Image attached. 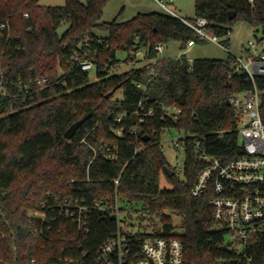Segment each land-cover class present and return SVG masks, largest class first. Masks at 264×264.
Instances as JSON below:
<instances>
[{
    "label": "trees",
    "instance_id": "trees-1",
    "mask_svg": "<svg viewBox=\"0 0 264 264\" xmlns=\"http://www.w3.org/2000/svg\"><path fill=\"white\" fill-rule=\"evenodd\" d=\"M108 1L66 0L52 6L0 0V73L8 82V94H0V264H14L13 234L17 264H61V258H81L84 252L93 260L118 228L115 215L94 202L116 193L128 215L143 212L159 218L161 227L142 233V239L178 237L189 262L264 264V236L246 250L254 260L240 262L226 232L213 228L212 193L191 194L206 165L202 153L223 162L243 153L229 99L251 87L246 74L235 68L230 53L226 59L161 58L152 77L145 65L112 73L120 52L130 60L133 49H147L151 58L158 55L159 44L175 39L185 49L190 39L203 40L182 20L162 12L101 21ZM194 3L195 18L206 17L209 31L224 39L229 40L240 20L264 32V0ZM64 23L69 25L60 33ZM75 53L93 63L98 80H91L90 71L74 60ZM43 78L48 80L44 88L36 82ZM119 89L123 95L114 99ZM149 109L153 114L148 115ZM88 113L76 134L66 139L65 131ZM171 129L187 136L181 140L186 147L183 178L174 168L172 175L166 169L162 138ZM163 174L171 188L161 187ZM65 199L90 207L87 233L60 213ZM42 205L48 210L44 225L28 215ZM165 209L182 215V232L175 230Z\"/></svg>",
    "mask_w": 264,
    "mask_h": 264
},
{
    "label": "built area",
    "instance_id": "built-area-1",
    "mask_svg": "<svg viewBox=\"0 0 264 264\" xmlns=\"http://www.w3.org/2000/svg\"><path fill=\"white\" fill-rule=\"evenodd\" d=\"M173 1L175 0H156L165 13L187 24L197 38L221 45L224 37L209 31L210 20L204 16L190 20L175 14L170 5ZM6 26L2 24L3 29ZM196 43V39L192 38L187 46L191 47ZM162 48L163 44L157 45L158 55L151 58L148 57L147 49H133L131 55L135 60H144L143 65L148 75L152 77L155 75V64L161 59L159 53ZM224 48L233 56L235 68L243 71L247 81L251 83L250 88L236 92L229 99L230 105L235 110L237 133L243 153L227 162H223L219 157L202 153L200 159L206 165L199 172L191 188V194L200 197L207 191L212 193L209 203L213 206L214 230L225 231L232 248H236L239 252V261L249 263L254 259L248 256L246 250L264 236V86H262L264 85V32L256 37L255 41H249L241 55L232 54L229 47ZM74 60L84 70L90 71L94 68L92 62L80 60L78 53H75ZM5 82L0 73V94H8ZM36 82L42 88L48 85L47 78L38 79ZM138 85L146 88L145 84ZM28 92L29 89H25V93ZM173 110L177 111L176 108ZM151 114L153 109L148 110V115ZM167 132L169 131L165 133ZM184 138L174 141L183 149L186 148L181 142ZM199 148L198 144L197 152L200 151ZM115 182L119 183V180L115 179ZM94 207L115 215L117 232L100 246L98 255L93 260H87L88 254L84 252L81 258H61V264H196L186 259L183 242L178 237L160 235L142 239L141 234L146 231H143L139 224L133 227L130 223L132 214L128 215L127 212L129 222L124 228L121 198L117 193L115 197L96 200ZM89 208L77 199H65V203L60 205V213L76 223L79 230L87 233L90 229L87 213ZM28 215L32 220L40 221L44 225L48 219V210L42 205V208L30 210ZM41 231L43 232V229ZM32 264H35V260H32ZM216 264L240 263L221 259Z\"/></svg>",
    "mask_w": 264,
    "mask_h": 264
},
{
    "label": "rangeland",
    "instance_id": "rangeland-1",
    "mask_svg": "<svg viewBox=\"0 0 264 264\" xmlns=\"http://www.w3.org/2000/svg\"><path fill=\"white\" fill-rule=\"evenodd\" d=\"M66 0H38L42 5H64ZM81 2H86V0H79ZM170 5L173 7L175 14L193 19L195 18V3L194 0H175ZM162 12L165 11L159 6L156 0H110L104 7L103 17L101 21L110 22L115 19L119 22L127 21L134 18L139 13L148 12ZM68 23L62 24L59 29L60 33L67 30ZM99 35H105L106 31H96ZM263 31L247 23L246 21H238L232 26V31L229 34V40H221V45L214 43L210 40H203L197 42L194 46H186L185 49L181 48V42L178 40L170 41L163 45L162 51L159 53L160 58H176L180 57L182 54H186V58L193 60L196 58H217L226 59L228 57V51L224 48L229 47V51L234 55H241L244 52V48L248 46L249 41H255L256 37L261 36ZM127 54L125 52H120L118 57L120 62L117 63L111 70L112 73H122L133 67H140L143 65V61H137L135 59L127 60L125 59ZM90 77L92 81H96L97 72L96 68L90 70ZM123 95V90L119 89L113 96L114 99L121 98ZM186 137L185 133L179 132L177 129H171L169 132L165 133L162 138V151L170 165V168H174L177 171V175L180 178L184 177V166L186 152L185 149L180 144H176L174 141L176 139ZM162 188H171V184L165 177V174L161 178ZM166 214H170L177 232L183 231L182 226V215L170 209H165L163 211ZM123 223L122 226L126 228V223L129 222L127 219L126 211L122 210ZM133 227L137 224L141 226L143 231L152 233L156 228L161 227V222L158 217H150L143 212L132 213V219L130 220Z\"/></svg>",
    "mask_w": 264,
    "mask_h": 264
},
{
    "label": "water",
    "instance_id": "water-1",
    "mask_svg": "<svg viewBox=\"0 0 264 264\" xmlns=\"http://www.w3.org/2000/svg\"><path fill=\"white\" fill-rule=\"evenodd\" d=\"M110 94H108L109 96ZM91 113L86 114L84 117L80 118L79 120L75 121L64 133L66 139L70 140L74 134H76V130L90 117ZM166 169L169 170V174L172 175L174 171L170 168L169 165H166ZM16 235L13 234V253H14V264H17V248L15 245Z\"/></svg>",
    "mask_w": 264,
    "mask_h": 264
},
{
    "label": "crops",
    "instance_id": "crops-1",
    "mask_svg": "<svg viewBox=\"0 0 264 264\" xmlns=\"http://www.w3.org/2000/svg\"><path fill=\"white\" fill-rule=\"evenodd\" d=\"M186 56V54H184Z\"/></svg>",
    "mask_w": 264,
    "mask_h": 264
}]
</instances>
